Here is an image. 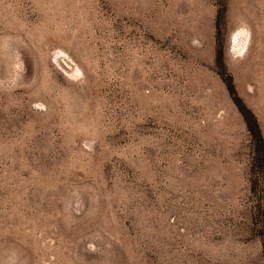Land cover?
<instances>
[{"label": "rangeland", "instance_id": "374dc122", "mask_svg": "<svg viewBox=\"0 0 264 264\" xmlns=\"http://www.w3.org/2000/svg\"><path fill=\"white\" fill-rule=\"evenodd\" d=\"M0 264H264V0H0Z\"/></svg>", "mask_w": 264, "mask_h": 264}]
</instances>
